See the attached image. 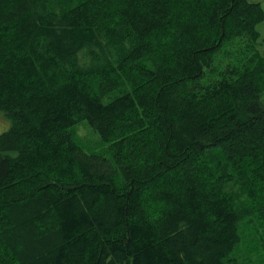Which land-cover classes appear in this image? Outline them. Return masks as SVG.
Here are the masks:
<instances>
[{"label": "trees", "instance_id": "trees-1", "mask_svg": "<svg viewBox=\"0 0 264 264\" xmlns=\"http://www.w3.org/2000/svg\"><path fill=\"white\" fill-rule=\"evenodd\" d=\"M262 22L249 0H0V264H241Z\"/></svg>", "mask_w": 264, "mask_h": 264}, {"label": "rangeland", "instance_id": "rangeland-1", "mask_svg": "<svg viewBox=\"0 0 264 264\" xmlns=\"http://www.w3.org/2000/svg\"><path fill=\"white\" fill-rule=\"evenodd\" d=\"M249 1L261 3L264 10V0ZM259 31L263 38V45L260 47V51L264 53V22L259 25ZM118 95L120 94L116 92L105 101H109ZM262 103L264 105V93L262 95ZM9 127V121L6 119L5 115L0 112V134L7 131ZM75 133L78 142L87 152H104L100 137L93 132L87 123L80 124ZM240 233L242 235V241L236 247L233 257L241 264H264V225L259 223L252 224L248 220H245L241 223Z\"/></svg>", "mask_w": 264, "mask_h": 264}]
</instances>
